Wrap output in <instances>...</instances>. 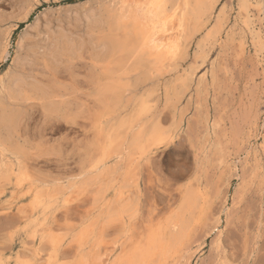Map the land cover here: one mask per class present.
<instances>
[{
	"label": "rangeland",
	"instance_id": "1",
	"mask_svg": "<svg viewBox=\"0 0 264 264\" xmlns=\"http://www.w3.org/2000/svg\"><path fill=\"white\" fill-rule=\"evenodd\" d=\"M244 1H246V5L244 4ZM244 1L220 0L219 6L217 7L214 13V16L216 15L214 19L216 20L218 16L219 18H221V21L219 23L222 24L223 30L217 37L215 42L212 45L208 46V50L206 49V51L208 52L203 53L208 55L209 57L206 56L204 58L203 56L204 59H199L200 62L198 59H196V55H198L200 51L198 52V47L196 46L195 48V45L200 44L204 39L203 36L205 35V33H201L200 35L196 36L193 43L191 44L187 61L181 62V65H178L175 69L170 72L172 74H162L164 75L163 77L161 75L157 77L155 76L156 78H154V80L150 78V80L146 81V83L144 82L145 84L142 83L144 85L140 84L142 87L140 85H138L139 87H135V90H140L139 92H136L134 90L133 94L130 92L131 94L128 93L125 97L126 100L127 97H129L131 102H133L135 101L134 99L141 100L144 99L145 96H151L149 98L150 104H148V106L150 109H156L155 111L149 109V112H151L150 116L152 117L149 116L144 122H155L154 124L159 125L163 131L165 130V133H168L167 139L169 140L167 141L166 139L165 142L159 147L150 150L145 156V159H148V161H145V159L140 161V159H138V154L134 156L136 158L134 162H132V168L135 167L134 169L135 174L137 175L138 182L137 187L131 189V191L134 192L131 195V199H137H135L137 201L135 202L137 215L135 218L136 225L134 224L135 222H133V226L130 228L132 230L131 237H133L135 241H139L141 237L143 238L142 235H144V233H148L150 227H155L157 225L162 224L163 219H165V217H167L178 207L177 205H179V200L181 198V195H183L184 191L193 186L191 185V183L195 185V181L197 180L194 189L196 190V192L199 193V196L201 197L200 213L198 214V219L196 223L192 227L193 229H190L189 235L184 240L180 248V253L169 264H186L187 260V264H264V155L262 154L264 153V150L262 149V146L264 145V48L260 47V45L258 44H264V0ZM20 2L23 3L21 4ZM96 2H98V0H95V2L94 0H0V29H2V27L4 26L3 29L0 30V32H4L0 33V78L5 79L6 74L8 75L9 72L14 69V64L17 62L16 58H18L19 55H22L21 57L27 55V52L30 47V42L32 41V46H35L33 48L36 50V54H39V56L35 55L34 67L36 69L34 73H39L38 78L41 79L44 84H47L49 87L52 86L50 88H53L52 90H54L53 92L56 95V99H58L57 101L62 103V101L64 100V103H62L60 106H62L63 104L67 106V104L69 105V102H72L70 105L71 107H68V109L70 110L71 116L73 118L75 117V120H71V118L69 119L71 120L70 124L69 120H66L64 118L63 121V119L59 116L62 113L60 114L59 112V114L55 115V113H48L44 111L42 109L43 105H41L42 103L40 102H33L34 104L26 103L27 105L24 104L23 107H21V112L19 115L20 117L18 116L19 119H17L20 122L18 121L19 124L18 122L16 123L18 126L16 125L17 130L14 136L15 139L13 138V143L17 144L18 147L22 145L20 149L24 147L27 151L26 153L24 152L25 150L22 151L23 157L21 156L20 158L23 163L22 166H27L26 164H28L27 168L24 167V169L27 173L26 175L29 181L25 182V184H23L22 187L18 188V190L17 187H14L12 185L13 183L9 184V182H6L4 188H0V252L4 253V255L3 253H0V264H42L41 262L45 260L46 261L43 262V264H52L50 255H53V249L45 239H42L44 238V235L47 234H51L56 238L65 239V241L61 242L59 247L60 251L58 250V253L56 254L58 262L54 261V263L70 264L73 262L75 256L79 251L78 246H76V239L72 240L71 234L73 235V233H76L77 230L80 229V227L82 228L86 224H88V220L90 219L84 217V214L87 213L88 210L91 208L90 198L88 197L87 199V197H83L82 200L81 196L77 198L76 194H73L70 197V202L66 206L62 201L58 200L57 203H48L47 209L44 212H42L40 209L35 212H31V209H29L31 207V198L29 196L31 193L29 194V192L31 190L39 192L45 190V192L43 191L41 192V194L47 193V191L49 190L52 192L53 190L56 191V189H61L60 187L67 186L68 184H70L69 182L71 181L74 182L80 180L82 177L80 175L83 172H80L79 170H87V165H83L87 163L88 158L92 155L93 158L94 156L99 158V154L101 155V152L97 151L99 150V148H97L96 145L93 146V144H95L94 141L96 129L101 128L104 132L113 134L111 127L114 123V120L107 121L110 114L103 115V113L101 112L103 111V109L101 107L99 108L94 102V99L92 98L95 92V86L90 81L93 77L95 70H93L92 66L94 64V59H91L90 53L94 50V39H97L95 37L97 35L92 36V47L91 42L88 41V37L83 33L85 30H83L84 26L75 29L74 24L65 23V21L67 20V12H72L73 10L80 11L81 5L83 6H81L83 8L82 10L85 9V5L86 8H89L91 6L95 7L97 6ZM248 3L249 5L247 6ZM90 4L92 5L88 6ZM240 4L245 7V10L243 8H241V10L240 7L237 8V6H240ZM258 7L262 9V15L258 12ZM23 8L30 9L29 16L25 21H19L17 19L19 15L18 12L22 11ZM68 9L72 10L69 11ZM220 9L225 10L223 12ZM243 11L247 12L248 15ZM220 13H222V15ZM244 14L248 19H246ZM49 16L50 19L52 18L51 20L49 19ZM58 17L60 18V20ZM214 19L209 23V26L207 27L208 30L212 28V23H215ZM245 20L246 22L243 23V21ZM58 22H60L61 24H59ZM26 25L30 26V29L26 27ZM61 25L63 29L68 27L66 28V30H74L72 32L75 36H82V41L84 44L82 57L84 58L85 56V58L83 59L81 57L82 59L72 60V62H70L71 64L68 63V65L65 66H52L47 64V66H49V68L51 69L47 70L52 71V73H48L45 66L46 63L44 64L41 60H43V54L48 51L47 49H50L52 47L49 46V48H47L49 45L48 43L52 42L53 44L52 40L55 37V30L58 26ZM5 28H8L9 30H6ZM255 28H257V30ZM257 31H259L258 34ZM237 32L239 34H236ZM5 34H7L8 39L7 43L3 44V38L5 37ZM235 36L237 37V39ZM18 41L19 44L23 41V49H21L20 51H18ZM241 42L244 47L242 46ZM45 46H47V49H45ZM38 49L41 51H38ZM256 49H258V51ZM3 55L7 56L3 57ZM86 55L89 59L86 57ZM2 57L4 60L2 59ZM13 60L15 61L13 62ZM80 60L82 62H79ZM83 62H86L88 65H86V63L84 64ZM90 62H92V65L90 64ZM73 64H75L77 67ZM43 67L45 70L42 69ZM58 67H61L62 70L64 69V75L62 74L63 71L60 70L61 68L59 69ZM65 68H69L66 70L67 72L65 71ZM39 69L43 70L46 73V76L45 73L42 71V74ZM195 69H197L198 72L197 70L195 71ZM28 70L29 69L27 66L26 71ZM72 70L74 74L73 72H71L72 74L70 73V71ZM89 71L91 74L89 73ZM65 74L68 76V78ZM48 75H52L53 77H49ZM75 75L76 77L74 78ZM177 75L182 76L177 77ZM52 78L56 80L50 81ZM57 79L58 81L63 79L61 81L62 83L60 84ZM87 79L89 80V82L87 81ZM182 80H186L187 82V85L185 87H180V84H178V82L180 83ZM73 81L76 82L72 83ZM149 81L157 82L156 84L155 82H150V84ZM50 82H52L51 85ZM188 83H190L191 85H189ZM178 85L179 87H177ZM73 88H76L75 91L72 90ZM158 88L160 89V94L159 91H157ZM57 89L59 91L61 89L62 90L59 92ZM142 89L143 91H141ZM144 89H147L148 91H145ZM151 91L154 94L150 95ZM182 92L185 94H183ZM144 93H146L147 95H144ZM129 94L131 96H128ZM164 94H166V96ZM180 94L182 95L181 99ZM177 98L179 99V105H176ZM81 99L82 101H80ZM123 102H125V100ZM151 102L153 107L151 106ZM174 102L175 104H173ZM84 103L86 105H84ZM170 103L172 104L170 105ZM30 104V108L33 107V105L34 107L29 111L30 108L28 107L26 109V107ZM38 104H40L41 106ZM35 107L37 108L34 110ZM39 107L41 110L39 109ZM76 107L78 108L76 109ZM173 107L175 109H173L175 113L172 110ZM72 109L74 110V112L71 113ZM133 109V105H129L128 110H125V112H123L121 118L123 117L122 119H127L131 115ZM42 110L44 114L42 113ZM87 111L89 112L90 117ZM99 113L100 115L97 116V114ZM57 115L58 119H60L61 121H56L57 117L55 116ZM84 115L86 117H89V120H86V117H84ZM52 116H54V118ZM43 118L45 120H43ZM155 119L157 120L154 121ZM46 120L49 122H47ZM52 120L55 121L53 122ZM171 121L173 122L172 125ZM52 122L54 124H51V127L49 123ZM76 122L78 125L76 124ZM106 122H108V124ZM175 123L177 124L175 125ZM19 128L21 129L19 130ZM114 128L115 123L113 125V129ZM125 131V129H120L117 133H115V136L118 137L119 135H123L124 138L126 137ZM87 140H89L90 143L89 141L86 142ZM79 143H82V145L80 144V146ZM52 145L54 146V148ZM51 146L53 149L51 148ZM254 147L256 149H254ZM87 149L89 150L87 151ZM81 153H83L82 156ZM86 153L87 155H85ZM4 154L5 157L8 155L7 157L9 159L6 157L4 158V160H2L0 156V165L1 163L6 162V159L12 161L14 158L10 154H8V152ZM26 155H30L28 156L29 159H26L28 158ZM147 155L149 157H147ZM112 162L114 163L115 161L113 159L109 161L108 166L112 167L114 165L112 164ZM79 164H81L80 166L83 167L81 168ZM126 165L127 162L125 161L123 165L124 168ZM28 168H30V170ZM27 169L29 170V173ZM75 172L78 173L76 174ZM75 175L77 177L79 176L80 178H75ZM37 176L40 177L37 178ZM61 179L63 182L61 181ZM33 180H35V183ZM66 180L69 182H67ZM52 181H54L55 184ZM41 182H43L44 184ZM186 185H188V187ZM11 196L12 200L10 198ZM73 196L76 197H74L75 199L72 200ZM53 204H55L54 209ZM67 206H69V209L67 208ZM20 211H22L23 213H21ZM66 211H68L69 213ZM21 216H23L24 219H20ZM88 218H92L91 213L90 215H88ZM206 218L207 220H205ZM18 219L19 221H17ZM78 221L80 222L78 223ZM56 224L58 226H56ZM44 225L46 227H44ZM20 226L22 228H20ZM59 226L62 227L60 228ZM65 226H68L67 229ZM135 226H137L138 229H136ZM69 227L74 229L76 227L77 228L74 230ZM50 228L52 231L50 230ZM53 228L55 229V231L59 228L60 229L54 232ZM142 228H144V230ZM68 229H70L71 231H69ZM16 230L18 231L15 234ZM24 230L25 234H22V232L24 233ZM28 230L30 232L31 230H33L31 236H33L34 239L32 237L31 240L29 239L30 236L28 237ZM11 231L13 233H11ZM142 231L144 232L142 233ZM112 232H109V236L107 235L105 239V241H109V243L111 244V247L109 246L110 250H108L109 254L107 256H104L105 250H103L102 248L100 250V252L102 251V253H100L101 264H113L114 261L117 260L118 257L122 254L123 248L127 246L129 242L122 238L119 243L116 244V249L114 251H111L112 242L117 238V235H115L116 232ZM23 235H27L26 241ZM74 235L73 237H75ZM22 236L24 237V239ZM135 236L137 237V239ZM138 236L140 238H138ZM19 241L23 243H20ZM41 242H43L45 245H43V243ZM184 245H188L189 247L187 246L186 248H184ZM25 248H28L27 250L29 252H25ZM188 248H190V251L188 250ZM46 249L48 251L45 252ZM88 249H90V245L87 246L82 252H87ZM118 249L121 252H119ZM184 249H187V251H185ZM182 251H185V253H181ZM37 252H39L40 255ZM69 252L71 253L72 258L70 257ZM23 253L24 255L22 257ZM16 254L19 257H17ZM25 254L27 257H24ZM64 254L66 258H63L64 256L60 258V256ZM46 255L48 256L47 258ZM68 257H70V261ZM9 258L11 261L9 260ZM25 258H27V263H25ZM32 258L35 259V261ZM41 259H43V261H41ZM18 260L22 262H19ZM38 261L40 262L38 263Z\"/></svg>",
	"mask_w": 264,
	"mask_h": 264
},
{
	"label": "bare ground",
	"instance_id": "2",
	"mask_svg": "<svg viewBox=\"0 0 264 264\" xmlns=\"http://www.w3.org/2000/svg\"><path fill=\"white\" fill-rule=\"evenodd\" d=\"M91 2H93V1H91ZM94 2H95V0H94ZM219 2H220V0H98V2H96L97 6H95V7H92L91 6L92 4H90L88 6H91V7L86 8V5H85V9L82 10L83 6L81 5L82 7L80 6V8H81L80 11H74L73 10L72 12L66 13L67 20L65 21V23L66 24H74L75 29H78V28H81L82 26H84L83 30L84 29L85 30L83 33L88 37V41L91 42L92 36L97 35V36H95L97 39H94V45H93L94 50L92 48L93 51H91V53H90L91 59H94V64L92 65L91 64L92 62H90V64L93 66V70H95L93 77L90 81L95 86V88H94L95 92H94L92 98L94 99V102L97 104V106L99 108L101 107L103 109V111H101L103 113V115L104 114L105 115L110 114L107 121L114 120V123H115V128L113 129L114 123L112 124V127H111L113 134L112 133L111 134L106 133L101 128L96 129L95 141H94L95 144H93V146L96 145L97 148H99V150H97V148H96V150L100 151L101 155L99 154V158H97L95 156L93 158L92 157L93 155L90 156L85 165H83V161H82L83 166L87 165V168H86L87 170H85V171L79 170L80 172L81 171L83 172L80 175V176H82L80 180L74 181V182H72V181L69 182L66 180L70 184L67 183L68 184L67 186L60 187L61 189H56V191L53 190L52 192L50 190L47 191V193H43V194H41V192H43V191L45 192V190H42L41 192L31 190L29 192V194L31 193L29 195L31 198V204H30L31 207L29 208V209H31V212H35L38 209H40L42 212H44L47 209L48 203H57L58 200L62 201L64 203V205L66 206L70 202V199H71L70 197L73 194H76L77 198L81 196V199L83 197H85V198L87 197V199H88V197L90 198L91 208L88 210L87 213L84 214V217H86L87 219H90V220H88V224H86L82 228L80 227V229H78L76 233L74 232L73 235L75 234L74 235L75 237H73V235L71 234V236H72L71 239L72 240L76 239V242H77L76 246H78L79 251H78L77 255L75 256L73 262L70 264H101V257H100L101 254L100 253H102V251L100 252V250H101V248L103 250H105L104 256H107L109 254L108 250H110L109 246L111 244L109 243V241L108 242L105 241V239H106L107 235L109 236V232H112V231L116 232L115 235H117V238L112 242L111 251H114L116 249V247H115L116 244H118L122 238H124V240H126V241H129L128 244L126 243L127 246H125L123 248L122 254L118 257L117 260L114 261L113 264H169L180 253V250H181L180 248H181L184 240L186 239V237L189 235L190 229L196 223V221L198 219V214L200 213V209H201V197L199 196V193L196 192V190L194 189V186L196 185L197 180L195 181V185L191 183V185H193V186H191V188L186 189L184 191L183 195H181V198L179 200L180 203H179V205H177L178 207L173 212H171L167 217H165V219H163V223L161 222L162 224L157 225L155 227H150V230L148 229L149 230L148 233L147 234L144 233V235H146V236L142 235L143 238L141 237V239L139 241H135L133 239V237H131V235H132L131 231L132 230L130 228L133 226V222H135V218L137 215L136 205H135V202H137L136 201L137 199L134 197H133L134 201L131 199V195H132V193H134L133 191H131V189H133L134 187H137V182H138L137 181V175L135 174V169H134L135 167L133 166L134 168H132V162H134V160L136 158L134 156L136 154H138L139 155L138 159H140V161L144 160L146 158L145 157L146 154L150 150H153V149L159 147L161 144H163L165 142V140L168 137V135H167L168 133H165V130L163 131L159 125L154 124L155 122L154 123L144 122L146 120V118H148L150 116V113H151V112H149L150 108L148 106V104H150L149 98L151 96L150 97L145 96L144 99H141V100L134 99L135 101H133V102H131L129 97H127V100L125 99V97L130 92L133 94V91L135 90L136 86H138L144 82L146 83V81L150 80V78H152L154 80V78H156L157 76L161 75L163 77L164 75L169 74L178 65H181L180 64L181 62H184V61L186 62L188 57H189V51H190L191 44L193 43L196 36L200 35L201 33H205V35L203 36L204 39L202 40V42L198 45H195V48H196V46L198 47V52L200 51V53L197 52L198 55H196V59H198V60L204 59L206 56H208V55L203 54V53L208 52V51H206L208 46L212 45L215 42V40L217 39V37L220 35V33L223 30L222 24L219 23L221 21L220 20L221 18H219V16H218V18L216 20L214 19L216 17V15L214 16V13H215V10L217 9V7L219 6ZM51 3H52V1H51ZM96 3H94V4H96ZM241 3H242V1H241ZM94 4H93V6H94ZM244 4L246 5V1H244ZM158 5H162V6H158ZM248 5H249V3L247 4V6ZM254 5H256V4H254ZM254 5H253V7H254ZM261 5H263V4H261ZM238 7H240V9L243 8L245 10V7H243L242 4H240V6H237V8ZM255 8H256V6H255ZM260 8H261V6H260ZM260 8L258 7V12L261 14L262 9H260ZM68 10L71 11L72 9L71 10L68 9ZM220 10H222V9H220ZM224 10H222V11L224 12ZM231 11H232V8H231ZM29 12H30V9L23 8L22 11L18 12L19 15L16 14V15H18L17 19L19 21H25L29 16ZM244 13L247 14V12H244ZM220 14L222 15V13H220ZM236 15H237V13H236ZM244 16H245V14H244ZM13 19H14V17H13ZM49 19H50V16H49ZM213 19L215 20L214 21L215 23H212V28H210L208 30L207 27L209 26V23ZM246 19H248V18L246 17ZM59 20H60V18H59ZM55 21H56V19H55ZM252 21H254V20H252ZM263 21H264V19H263ZM38 22H39V20H38ZM244 22H246V20L243 21V23ZM249 22H250V20H249ZM55 23H57V22H55ZM58 23L61 24L60 22H58ZM221 23H223V22H221ZM53 25H54V23H53ZM237 26H238V24H237ZM245 26H244V29H245ZM3 27H2V29H3ZM26 27H28L30 29V26L26 25ZM66 28H68V27H66ZM66 28L63 29L62 25L58 26L55 30V37L52 40L53 44H52V42L50 43L48 40L49 45H48V47L45 46V49L49 48V46H52L50 49H47L48 51L46 53L43 54V60H41V61H43L44 64L46 63L45 64L46 70L50 69L49 66H47V64L52 65V66L53 65L65 66V65H68V63L72 62V60L83 58L82 52L84 50V48H83L84 44L82 41L83 40L82 36H80V35L75 36L74 33L72 32L74 30L70 31L71 29L66 30ZM262 28H263V26H262ZM2 29H0V30H2ZM12 29H13V27H12ZM240 29H241V27H240ZM247 29H248V27H247ZM252 29H254V28H252ZM255 29L257 30V28H255ZM6 30H9V29L7 28ZM1 32H3V31H1ZM258 32L259 31H257V34H258ZM3 33H2V36H3ZM236 34H239V33L237 32ZM244 35H245V32H244ZM21 36H22V34H21ZM34 38H35V36H34ZM7 39H8V36H7V34H5V37L3 38V44L7 43ZM236 39H237V37H236ZM10 41H11V39H10ZM45 42H47V41H45ZM196 43H197V41H196ZM198 43H199V41H198ZM241 44H242V42H241ZM258 44L260 45V47L264 48L263 43L262 44L258 43ZM238 45H240V44H238ZM91 46H92V42H91ZM242 46H243V44H242ZM33 47H35V46H32V41H31L27 55L24 57H21L22 55H19V56L17 55L18 58L15 57L17 59V62L14 64L15 65L14 69L11 72H9L8 75L5 73L6 74V77L4 76L5 79L0 78V156H1L2 160H4V158H6L8 156L7 155L5 157L4 153L8 152V154H10L12 157H14L12 161H9L8 160L9 158L7 157L8 159H6V162L2 161L4 163H1V165H0V188H2V187L4 188L6 182H9V184L13 183L12 185L14 187H17V190H18V188L22 187V185L25 184V182L29 181L27 178V175H26L27 173L24 169V167L27 168L28 164H26L27 166H22L23 163H22L21 158H20L21 156L23 157L22 151H24L25 148L23 147L24 149L23 148L20 149V147H22V145L20 146V143H19L20 147H18L17 144L13 143V140L15 139L14 136H15L16 130H17L16 129V125H17L16 123L19 121L17 119H19V117H20L19 116L20 112H21L20 110L24 104H26V103L27 104L28 103L34 104L33 102H36V103L40 102V103H42L41 105H43L42 109L44 111H46L48 113H55V115L59 114V112H60V114L62 113L59 116L63 119V121H64V118L66 120H69L70 118H71V120H73V119L75 120V117L73 118L71 116L70 110L68 109V107H71L70 105L72 102L71 103L69 102V105L67 104V106H65L64 104L62 106H60L62 103H64L63 102L64 100L62 101V103L57 101L58 99H56V95L53 92L54 90H52L53 88L52 89L50 88L52 86L49 87L47 84H44V82L38 78L39 73H34L35 69H36L34 67L35 55L39 56V54H36V50ZM21 49H23V41L20 44L18 41V51H20ZM256 50L258 51V49H256ZM38 51H41V50L38 49ZM193 55H195V54H193ZM5 56H7V55H5ZM5 56L3 55V57H5ZM203 56H204V58H203ZM3 57H2V59H3ZM86 57H87V55H86ZM13 58H14V56H13ZM84 58H85V56H84ZM14 61L15 60H13V62ZM79 62H82V61L80 60ZM199 62H200V60H199ZM83 63L85 64L86 62H83ZM205 64H206V62H205ZM73 65L76 66L75 64H73ZM86 65H88V64L86 63ZM27 66L29 69L28 71H26ZM202 67H199V68H202ZM88 68H87V70H88ZM42 69H44V67ZM67 69H69V68H67ZM67 69L65 68V71ZM183 69H185V68H183ZM197 69H195V71ZM53 70H54V68H53ZM60 70H62V68ZM73 70L70 71V73L73 72ZM39 71L42 72L43 70L39 69ZM47 71H48V73L49 72L52 73V71H49V70H47ZM90 71H89V73H90ZM43 72H42V74H43ZM197 72H198V70H197ZM56 73H58V72H56ZM63 73H64V71L62 72V74ZM73 74H74V72H73ZM162 74H164V75H162ZM170 74H172V73H170ZM45 76H46V73H45ZM180 76H182V75H180ZM180 76L177 75V77H180ZM49 77H53V76L50 75ZM75 77H76V75L74 76V78ZM183 77H185V76H183ZM55 78H57V77H55ZM67 78H68V76H67ZM85 78H87V77H85ZM178 79H176V80H178ZM200 79H202V78H200ZM52 80H56V79L52 78L50 81H52ZM62 80L58 81V79H57V81L60 82V84L62 83L61 82ZM87 81L89 82L88 79H87ZM74 82H76V81H73L72 83H74ZM150 82H155V84H156L157 81H149V83ZM163 82H164V80H163ZM51 83L52 82H50V85H51ZM144 84H142V85H144ZM178 84H180V87L181 86L185 87L187 85V82H186V80H184V81L182 80L180 83L178 82ZM188 84L191 85L192 82H191V84L190 83H188ZM74 85H76V84H74ZM158 85H159V83H158ZM153 86H154V84H153ZM177 87H179V85ZM147 88H148V85H147ZM64 89H65V87H64ZM75 89L73 88L72 90L75 91ZM159 90L160 89L158 88L157 91H159ZM135 91L139 92L140 90H135ZM141 91H143V89ZM152 91L150 92V95L154 94ZM136 92H134V93H136ZM176 93H177V91H176ZM130 94L128 96H131ZM145 94L146 93H144V95ZM159 94H160V91H159ZM181 94H180V99L182 98ZM183 94H185V93H183ZM164 95L166 96V94H164ZM68 96H69V94H68ZM70 96H71V93H70ZM124 100H125V102H123ZM176 100L178 102V104L176 102V105H179V101H178L179 99L177 98ZM80 101H82V99ZM153 102H154V100H153ZM171 104L172 103H170V105ZM173 104H175V102ZM38 105H40V104H38ZM84 105H86V104L84 103ZM84 105H82V106H84ZM129 105H133L134 109L132 110L131 115L127 119L126 118L122 119L123 117L121 118V116H122L123 112H125V110H128ZM153 105H155V104H153ZM158 105H159V103H158ZM30 106H31V104L29 106H27L26 109L28 107L30 108ZM151 106H152V102H151ZM33 107H34V105H33ZM33 107H31L29 109V111ZM36 108L37 107H35L34 110ZM77 108L78 107H76V109ZM23 109H22V111H23ZM39 109H40V107H39ZM155 109L156 108H154V110H153L151 108L150 110L155 111ZM173 109H174V107L172 108V110ZM43 110H42V113L44 114ZM59 110H61L62 112ZM72 110H71V113L74 112V110L73 111ZM78 110H80V109H78ZM97 110H99V109H97ZM174 110H173V112H174ZM66 114H67V116H66ZM88 114H89V112H88ZM72 115H74V114H72ZM80 115H79V117H80ZM93 115H94V113H93ZM98 115H100V113L97 114V116ZM177 115H179V114H177ZM48 116H49V114H48ZM52 117L54 118V116H52ZM55 117H57L56 121L60 120V119H58V115ZM84 117H86V116L84 115ZM89 117H90V114H89ZM89 117H86V120H89L88 119ZM150 117H152V116H150ZM43 120H45V119L43 118ZM71 120H69V123L71 122ZM156 120L157 119H155L154 121H156ZM180 120H182V119H180ZM52 121L54 122L55 120H52ZM63 121H62V123H63ZM19 122H18V124H19ZM47 122H49V121H47ZM53 122L49 123V124L50 125L54 124ZM69 123H66V124H69ZM106 123L108 124V122H106ZM76 124H77V122H76ZM172 124H173V122L171 121V125ZM176 124L177 123H175V125ZM51 127H52V125H51ZM169 127H171V126H169ZM174 128H175V126H174ZM20 129L21 128H19V130ZM120 129L126 130L125 131L126 137L123 138V135H121V136L119 135L118 137L115 136V133H117ZM84 130H85V128H84ZM20 133H22V132H20ZM16 138H17V135H16ZM18 139H20V138H18ZM171 139H172V137H171ZM88 141L89 140H87L86 142H88ZM167 141H169V140L167 139ZM89 143H90V141H89ZM80 144L82 145V143H79V145ZM263 144H264V135H263ZM52 146H51V148H52ZM53 148H54V146H53ZM82 148H84V147H82ZM254 149H256V148L254 147ZM262 149L264 150V145L262 146ZM88 150L89 149H87V151ZM254 151H256V150H254ZM24 152L26 153L27 151L25 150ZM92 152H91V154H92ZM29 153H30V151H29ZM83 153H85V152H83ZM83 153H81V156ZM262 154L264 155V153H262ZM85 155H87V153ZM26 156L28 157L30 155H26ZM96 156H97V154H96ZM147 157H149V156L147 155ZM26 159H29V157ZM112 159L115 162L114 163L112 162V164H114V165L111 167V166H108V162L111 161ZM83 160H84V158H83ZM146 160L148 161V159H145V161ZM0 161H1V159H0ZM80 161H81V159H80ZM125 161L127 162L128 166L126 165L124 168L123 165H124ZM85 162H86V160H85ZM136 162H138V161H136ZM24 163H25V161H24ZM80 165L81 164H79V166ZM30 166H31V163H30ZM83 166H80V167L82 168ZM28 169L30 170V168H28ZM29 170H28V173H29ZM57 175H59V174H57ZM67 175H69V174H67ZM40 176H37V178ZM76 177L77 176L75 175V178ZM79 178L80 177L78 176L77 179H79ZM72 179H74V178H72ZM33 181L35 183V180H33ZM61 181H62V179H61ZM52 182H54V181H52ZM57 182H56V184H57ZM190 182H191V180H190ZM41 183H43V182H41ZM54 184H55V182H54ZM55 186H57V185H55ZM186 186L188 187V185H186ZM48 187H49V185H48ZM192 187H193L194 191H193ZM41 188H44V187H41ZM54 188H56V187H54ZM13 194H12V196H13ZM12 196L10 197L11 200H12ZM76 196H73L72 200L75 199L74 197H76ZM78 202H79V200H78ZM54 205L55 204H53V209H54ZM68 207L69 206H67V208ZM26 208H28V207H26ZM19 209H20V207H19ZM20 212L23 213L22 211H20ZM66 212H68V211H66ZM89 212L91 213L92 218H88V215H90ZM24 213H25V211H24ZM27 213H28V211H27ZM167 213H169V212H167ZM55 217H54V219H55ZM20 219H24V217L21 216ZM85 219H83V220H85ZM34 220H35V218H34ZM78 220H79V217H78ZM205 220H207V218ZM17 221H19V219ZM39 221H41V220H39ZM79 222L80 221H78V223ZM51 223H52V221H51ZM49 224H50V222H49ZM134 224L136 225V222ZM153 225H155V224H153ZM56 226H58V225L56 224ZM44 227H46V226L44 225ZM67 227H66V229H67ZM135 227H136V229H138L137 226H135ZM20 228H22V227L20 226ZM29 228H27V229H29ZM54 228H56V227H54ZM54 228H53L54 232H56L60 229L59 228L58 230L55 231ZM69 228H71V227H69ZM144 228H142V229L144 230ZM71 229H74V228H71ZM50 230H51V228H50ZM68 230L71 231L70 229H68ZM17 231L18 230H16L15 234L17 233ZM32 231L33 230H31V232L29 231V234L26 233V234H28V237L30 236V238H29L30 240H31V237L33 238V236H31ZM139 231H141V230H139ZM139 231H138V234H139ZM143 232L144 231H142V233ZM11 233H13V232L11 231ZM22 234H25V230H24V233L22 232ZM110 235H111V233H110ZM26 236H24L25 241L27 239ZM136 236H137V234H136ZM24 237H23V239H24ZM34 237H35V233H34ZM138 238H140V237L138 236ZM18 239H20V238H18ZM42 239H45L51 245V247L53 249V255H50V259L52 260V264H57V263H54V261L58 262L56 254L58 253L61 242L65 241V239L64 238H56V237L52 236L51 234L44 235V238H42ZM136 239H137V237H136ZM20 243H23V242H20ZM41 243H43V242H41ZM12 244H13V242H12ZM43 245H45V244L43 243ZM89 245H90V249H88L87 252L83 253L82 251H84L85 248ZM20 246H22V245H20ZM187 246L184 245V248H186ZM23 247H25V246H23ZM48 247H46V248H48ZM74 248H72V249H74ZM27 249L25 250V252L28 251ZM189 249L190 248H188V250ZM74 250H76V249H74ZM21 251H23V250H21ZM46 251H48V250L46 249L45 252ZM185 251H187V249ZM185 251H182L181 253H183V252L185 253ZM119 252H121V251L119 250ZM0 253L2 254L3 252H0ZM37 253H39V252H37ZM42 254H43V252H42ZM3 255H4V253H3ZM23 255H24V253L22 254V257H23ZM39 255H40V253H39ZM35 256H34V258H35ZM66 256H69V255H66ZM17 257H19V256L17 255ZM24 257H27L26 254ZM47 257L48 256L46 255V258ZM62 257L66 258L65 254L60 256V258H62ZM70 257H71V253H70ZM70 257H68L69 261H70ZM190 257H192V256H190ZM26 259L27 258H25L24 260H26ZM9 260H10V258H9ZM33 260L35 261V259H33ZM33 260H31V261H33ZM41 261H43V259H41ZM45 261H43V262H45ZM14 262H15V260H14ZM19 262H22V261H19ZM36 262H37V260H36ZM39 262L40 261H38V263ZM43 262H41V263L43 264ZM105 262H107V261H105ZM25 263H27V260L25 261ZM187 263H188V260H187ZM19 264H21V263H19Z\"/></svg>",
	"mask_w": 264,
	"mask_h": 264
},
{
	"label": "snow or ice",
	"instance_id": "3",
	"mask_svg": "<svg viewBox=\"0 0 264 264\" xmlns=\"http://www.w3.org/2000/svg\"><path fill=\"white\" fill-rule=\"evenodd\" d=\"M158 6H162V5H158Z\"/></svg>",
	"mask_w": 264,
	"mask_h": 264
}]
</instances>
